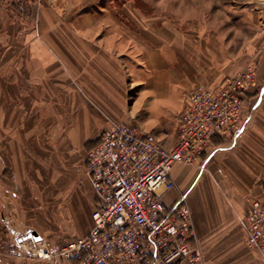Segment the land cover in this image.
I'll list each match as a JSON object with an SVG mask.
<instances>
[{"label": "crops", "instance_id": "1", "mask_svg": "<svg viewBox=\"0 0 264 264\" xmlns=\"http://www.w3.org/2000/svg\"><path fill=\"white\" fill-rule=\"evenodd\" d=\"M257 1L125 0L121 23L107 3L104 19H81L75 28V46L89 62L87 74H50L48 53L47 59L28 61L40 63L41 71L18 65L17 55L10 62L2 59L0 151L8 140L13 172L6 188L12 194L0 197V264H73L36 258L26 250L30 240L23 241L24 249L19 245V237L26 240L33 231L25 194L18 198L33 154L17 150L20 142H43L51 128L60 141L68 125L70 137L92 144L89 151L105 131L131 122L171 148L193 89L199 84L219 88L248 66L255 67L258 81L244 104L250 119L243 135L235 144L216 138L197 166L176 164L175 187L161 199L172 207L187 196L192 243L206 264H264L260 253L247 249L244 220L253 201L264 205V28ZM0 50L4 57L6 51ZM7 65L9 74H2ZM3 158L0 153V177L7 168ZM4 189L0 179V192ZM88 222L76 238L90 231L92 214Z\"/></svg>", "mask_w": 264, "mask_h": 264}, {"label": "built area", "instance_id": "2", "mask_svg": "<svg viewBox=\"0 0 264 264\" xmlns=\"http://www.w3.org/2000/svg\"><path fill=\"white\" fill-rule=\"evenodd\" d=\"M256 83V69L248 66L219 88L197 85L171 148L131 122L105 131L88 151L85 168L97 199L90 231L58 251L44 239L30 249L20 243L21 248L39 259L78 264H206L202 250L192 243L195 231L187 196L172 207L161 197L175 187L176 164L197 166L216 138L231 144L241 138L250 119L244 104ZM244 220L247 247L264 258L262 202L253 201Z\"/></svg>", "mask_w": 264, "mask_h": 264}, {"label": "rangeland", "instance_id": "3", "mask_svg": "<svg viewBox=\"0 0 264 264\" xmlns=\"http://www.w3.org/2000/svg\"><path fill=\"white\" fill-rule=\"evenodd\" d=\"M124 2L125 0H0V48L6 51L4 57L2 52L0 62L7 58L10 62L17 55L15 60L18 65L26 66L29 71H41L40 63L35 61L32 66L28 61L32 57L36 59L48 53L50 74H78L79 71L87 74L84 69L89 65L88 59L75 46L77 24L81 19L89 22V17L92 16L104 19L107 15L104 11L107 3L112 6L114 21L124 22ZM257 2L258 12L263 13L260 22L264 28V0ZM7 70H10L9 66L2 70V74H9ZM263 98L264 92L260 102ZM65 130L66 134L60 141L53 137L54 131L51 128V136L43 137V142L39 139L20 142L16 148L33 154L28 173L22 175L21 185H24V191H18V198L22 199L25 194L28 216L31 215L33 220V231L40 236L36 240L32 235L33 231H30L28 236L25 235L26 240L24 236L19 237V245L27 240L33 243L44 239L50 242L53 251H58L76 238L75 232L88 227L90 215L96 206L93 202L97 200L85 169L87 151L92 144L70 137L69 132L73 128L68 125ZM10 147L8 140L2 142L0 153L7 168L0 177L5 186L0 197L12 194L6 190L11 188L13 172L9 166ZM12 149L15 150V146ZM247 249L258 253L248 247ZM52 261L69 263L58 258Z\"/></svg>", "mask_w": 264, "mask_h": 264}, {"label": "water", "instance_id": "4", "mask_svg": "<svg viewBox=\"0 0 264 264\" xmlns=\"http://www.w3.org/2000/svg\"><path fill=\"white\" fill-rule=\"evenodd\" d=\"M32 235H33V237H34L36 240H39V239H40V236H39V234H38L36 231H33V232H32Z\"/></svg>", "mask_w": 264, "mask_h": 264}, {"label": "trees", "instance_id": "5", "mask_svg": "<svg viewBox=\"0 0 264 264\" xmlns=\"http://www.w3.org/2000/svg\"><path fill=\"white\" fill-rule=\"evenodd\" d=\"M222 140L224 141V143H227V139H224V138H222ZM73 264H78L77 262H72Z\"/></svg>", "mask_w": 264, "mask_h": 264}]
</instances>
